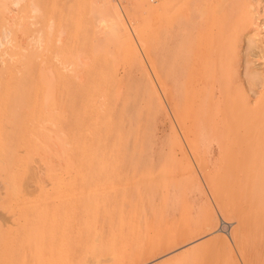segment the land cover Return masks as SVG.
<instances>
[{
	"label": "bare ground",
	"instance_id": "obj_1",
	"mask_svg": "<svg viewBox=\"0 0 264 264\" xmlns=\"http://www.w3.org/2000/svg\"><path fill=\"white\" fill-rule=\"evenodd\" d=\"M132 1L137 5L147 3L146 13L155 21L156 44L143 46L156 76L152 88L158 113L171 115L173 139L183 156L199 155L202 159L199 168L189 161L188 172L193 178L199 171L203 178V183L199 180L197 184L203 197L205 237H213L219 264H264V0ZM100 2L92 8L95 23L106 27V37L126 44L132 32L123 19V8L112 0ZM54 5V0H0V140L13 119L22 123L28 120L31 134L35 128L39 130L40 135L36 131L32 136L38 140L36 145L42 148L39 154L43 156L33 150L25 163L28 174L36 172L38 180H43L46 172H57L60 146L68 145L61 140L57 115L65 89L63 85L60 92L62 78L55 63L66 67L67 61L59 51L53 52L51 60L44 57L52 52L49 45L53 39L62 40V30L54 35ZM133 17L135 31L140 15ZM17 33L24 35L26 45L42 49L39 64L32 62L33 54L28 62L21 53L9 56L8 47H15L10 37L18 38ZM128 50L142 61L135 45H129ZM80 56L77 52L75 58L86 65ZM27 65L29 69L39 67V84L35 85L40 100L36 103L33 99V105L31 100L30 106L27 95L32 99L36 93L34 84L24 82ZM63 69L72 72L74 80H81L75 69ZM33 173L25 179L34 181ZM50 176L54 185L53 179L55 182L58 178ZM59 180L52 190H59ZM132 193L123 190L120 195H105L102 225L97 218L94 223L77 224L76 240L61 239L57 245L62 255L46 257L47 264H154L200 241L178 243L163 236L164 231L153 223L162 220L154 204L146 203L147 194L135 197ZM44 199L50 203L47 195ZM51 203L57 209L58 198ZM46 204L42 206H49ZM86 211L96 217L99 207L88 206Z\"/></svg>",
	"mask_w": 264,
	"mask_h": 264
},
{
	"label": "rangeland",
	"instance_id": "obj_2",
	"mask_svg": "<svg viewBox=\"0 0 264 264\" xmlns=\"http://www.w3.org/2000/svg\"><path fill=\"white\" fill-rule=\"evenodd\" d=\"M54 1V9H51V16L57 24L54 35L62 30V40L53 39V44L49 45L52 52L44 57L51 60L53 52L59 51L63 61H67L66 67L54 62L62 78L60 92L63 85L65 89L57 115L63 132L61 140L68 145L63 143L60 146L62 165L59 161L57 172H46L43 180L39 181L38 174L30 171L36 175L32 176L36 179L30 183L27 181L30 177L26 178L31 174H28L30 169H27L26 161L34 154L33 150L37 154L42 150L36 145L38 140L32 136L37 129L31 134L32 125L28 120L22 123L14 119L3 129L5 136L0 140V264H47L49 260L46 257L62 255L57 245L60 240L75 241L77 224L92 223L97 218L101 226L106 211L104 196L109 198L115 192L120 195L123 190L136 193L135 197L147 194V198L144 196L146 203L154 204L157 217L162 220L153 223L164 231L163 236L177 239L178 243L200 239L178 249L173 257L159 259L154 264H219L213 237L212 240L205 237L203 197L197 184L199 180L203 183L202 175L197 171L192 178L188 172L189 161L199 168L202 159L199 155L183 156L173 139L175 133L169 124L171 115L169 118L158 113L152 88L156 76L143 46L156 44L155 21L146 13L148 4L112 0L123 8V19L132 32L130 41L121 44L113 37L108 38L109 35L106 37V27L94 21L92 8L95 2L104 0ZM156 1L150 2L156 4ZM48 2L52 3V0ZM134 14L140 15L135 31L132 29ZM16 35L18 38L10 37L15 47H8L9 56L21 53L27 57L24 61L28 62L33 54L32 62L39 64L41 56L38 54L42 49L26 45L22 33ZM96 45L102 49H97ZM105 45H110V48ZM129 45L136 46L142 61L130 55ZM18 46L25 49L20 50ZM77 52H81L80 57L86 65H80L75 58ZM13 63L19 65L17 60ZM36 67L29 69L28 66L24 79L26 85L34 84L36 93L32 99L27 95L29 106L31 100L32 105L33 99L36 103L40 100L36 87L39 84V67ZM63 68L75 69L81 80H74L73 73ZM31 69H36L33 71L35 74L29 73ZM36 103L38 107L39 103ZM49 174L60 179L58 191L57 188L52 190V186L58 187V184L57 180L53 182L54 179L52 183L55 186L51 184ZM55 191L58 195L57 209L54 202L51 203L54 199L57 202ZM46 195L50 199L49 204L45 203ZM42 202L49 206H42ZM93 205L99 207L96 217L86 211ZM44 212L46 215L43 217ZM93 236L88 235V240Z\"/></svg>",
	"mask_w": 264,
	"mask_h": 264
}]
</instances>
